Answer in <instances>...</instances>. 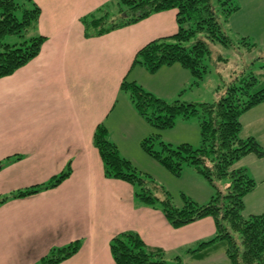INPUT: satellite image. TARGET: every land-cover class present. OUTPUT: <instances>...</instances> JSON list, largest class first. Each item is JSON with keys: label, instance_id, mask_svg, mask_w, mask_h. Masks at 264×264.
<instances>
[{"label": "crops", "instance_id": "obj_1", "mask_svg": "<svg viewBox=\"0 0 264 264\" xmlns=\"http://www.w3.org/2000/svg\"><path fill=\"white\" fill-rule=\"evenodd\" d=\"M33 1L40 8L36 32L45 40L33 59L0 78V197L44 183L68 163L71 172L54 188L0 204V264H34L75 240L79 250L58 264H115L110 240L122 231L136 232L151 249L202 263L187 249L215 235L213 218L171 226L160 209L134 198L130 183L104 175L92 142L102 123L121 156L145 159L140 141L151 134L149 124L120 84L126 77L154 93L146 84L151 75L132 61L147 42L177 30L176 11L85 37L81 17L115 8L116 0ZM152 74L164 80V99L184 95L192 80L178 64ZM263 117H241L242 135L253 136L246 130ZM242 158L235 166L246 168Z\"/></svg>", "mask_w": 264, "mask_h": 264}, {"label": "trees", "instance_id": "obj_2", "mask_svg": "<svg viewBox=\"0 0 264 264\" xmlns=\"http://www.w3.org/2000/svg\"><path fill=\"white\" fill-rule=\"evenodd\" d=\"M217 2L215 7L211 0H116V6L124 7L120 18L108 20L107 13L89 14L81 17V23L85 37L98 36L151 14L174 9L177 30L143 45L136 52L132 65L138 64L152 74L162 66L178 64L196 79L194 83L197 84L208 72L206 59L212 52L211 44L232 45L219 17L226 20L239 6L232 0ZM39 14L40 8L33 0H0V78L12 74L39 53L45 40V36L36 32ZM242 39L246 40L245 37ZM260 68L258 74L251 71L234 73L221 89L216 88L219 97L213 102L198 103L178 98L167 102L134 80L124 77L121 81L120 90L128 93L135 111L156 129L140 141L142 150L175 175H179L185 166L201 175L214 188V194L206 203L199 204L183 195V204L178 207L166 190L160 198L154 191L157 185L119 154L104 124L99 123L94 130L92 142L103 162L104 175L130 183L138 202L160 209L175 228L206 216L213 218L215 235L199 242L195 248L187 249L192 257L203 258L215 246L222 245L234 264H264V212L247 217L242 214L244 197L254 188L255 180L246 168L235 166L236 161L250 153L264 156L263 147L253 136L242 135L240 122L243 113L264 101V66ZM191 116L199 122L198 147L189 143L173 147L157 141L159 130L172 127L177 117ZM155 143L159 144L160 150H155ZM2 166L0 161V168ZM70 172L68 163L46 182L0 197V204L54 188ZM219 181L227 182L224 190L218 187ZM80 246L81 241L75 240L53 247L34 264H58L75 254ZM110 252L115 264H168L164 251L151 249L134 231H122L113 236ZM174 260L175 264H183L179 255Z\"/></svg>", "mask_w": 264, "mask_h": 264}, {"label": "rangeland", "instance_id": "obj_3", "mask_svg": "<svg viewBox=\"0 0 264 264\" xmlns=\"http://www.w3.org/2000/svg\"><path fill=\"white\" fill-rule=\"evenodd\" d=\"M211 2L215 7L218 6L217 0H211ZM232 2L237 4L239 9L232 12L226 20L219 17L223 31L232 39V45L225 47L220 43L211 44L212 52L209 59H206L208 72L203 75V78L195 84L196 79L191 75L193 81L191 80L185 86L184 95H174V97L169 96L170 99H164L159 96V94L161 95L167 91L164 80L160 79L159 74L149 73L151 80H147L146 84L148 88H152L154 91V93L150 91L151 93L167 102H172L177 98L198 103L213 102L219 97L216 88L220 87L221 89L234 73L239 74L241 71L259 73V70L262 69L260 67L264 66V0H232ZM122 9L124 7L115 5V8L102 11L98 15L107 13L108 20H114L120 18ZM216 9L218 15H220L218 7ZM256 19L258 23L256 27L252 28V23ZM243 37L246 40H243ZM244 41L254 45L244 44ZM123 93L128 96V93ZM260 115H264V101L243 113L240 116V122L241 117L250 120ZM148 127L149 134L156 132V129L152 126L148 125ZM246 132H251L254 137L256 136L255 138L264 149V117L261 122L248 127ZM158 133L159 139L157 141L169 143L173 147L180 143H189L193 147H198L200 144L199 122L194 116L186 119L177 117L172 127L161 129ZM154 148L160 150L159 144L155 143ZM144 157L145 159H139L131 163L145 175L147 180H152L151 183L157 185L154 191L160 198L163 197V191L166 190L172 203L179 207L183 204V195L199 204H203L210 200L214 194V188L211 184L190 166H185L179 175H175L148 154H144ZM241 164L247 168V173L257 182L256 190H252L244 198L246 207L244 206L242 214L247 217L250 214L264 212V198H262L264 197V158L250 153L242 158ZM226 184L227 182L224 181L217 183L221 190L225 189ZM181 255H185V253L181 252ZM181 259L184 264H234L225 253L224 247H219L216 251L202 258L201 260L204 259L202 263H195L183 257ZM165 260L168 264H175L172 254H165Z\"/></svg>", "mask_w": 264, "mask_h": 264}]
</instances>
